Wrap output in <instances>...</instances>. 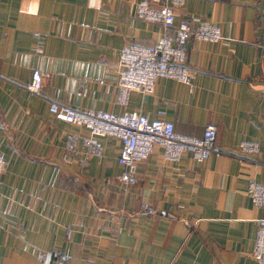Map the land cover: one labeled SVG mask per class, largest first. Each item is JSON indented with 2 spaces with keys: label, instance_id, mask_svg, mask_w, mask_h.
Listing matches in <instances>:
<instances>
[{
  "label": "crops",
  "instance_id": "1",
  "mask_svg": "<svg viewBox=\"0 0 264 264\" xmlns=\"http://www.w3.org/2000/svg\"><path fill=\"white\" fill-rule=\"evenodd\" d=\"M137 1L0 0V264H261L251 250L264 208L246 189L264 184V0H185L175 24L210 23L223 38L187 41L190 86L161 76L121 105L120 48L162 35ZM34 69L38 93L27 89ZM52 101L161 117L187 137L213 125L222 152L169 160L155 147L125 184L118 137L97 136V154ZM242 141L258 151L240 152Z\"/></svg>",
  "mask_w": 264,
  "mask_h": 264
},
{
  "label": "built area",
  "instance_id": "2",
  "mask_svg": "<svg viewBox=\"0 0 264 264\" xmlns=\"http://www.w3.org/2000/svg\"><path fill=\"white\" fill-rule=\"evenodd\" d=\"M185 0H138L136 14L141 19L161 25L162 35L152 45L125 44L118 52V96L117 101L126 105L132 91L151 93L158 77H168L191 85V70L183 65L185 44L190 38L205 42H218L223 38L218 26L210 23L191 25L189 21L175 24L176 9L183 6ZM172 31L173 38L167 36ZM261 48L264 51V43ZM42 73L34 69L27 89L38 93L41 87ZM50 113L58 120L80 125L87 129L100 153L95 138L114 135L120 140L118 162L123 167L120 180L129 185L137 181V164L148 159L155 147H160L164 156L176 160L188 153L194 160L203 161L211 154L222 152L215 143L216 130L213 125L205 127L202 137H187L175 130L172 121L161 117L149 119L136 111L113 113L94 109H76L52 101ZM239 151L255 153V142L242 141ZM5 168V161L0 154V177ZM247 194L254 205L264 208V184L249 181ZM144 213H154L153 207L142 204ZM256 231L251 257L264 264V218L255 220Z\"/></svg>",
  "mask_w": 264,
  "mask_h": 264
}]
</instances>
